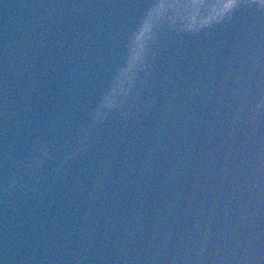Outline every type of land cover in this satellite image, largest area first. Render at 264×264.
<instances>
[{
  "label": "water",
  "instance_id": "1",
  "mask_svg": "<svg viewBox=\"0 0 264 264\" xmlns=\"http://www.w3.org/2000/svg\"><path fill=\"white\" fill-rule=\"evenodd\" d=\"M45 264H264V0H66Z\"/></svg>",
  "mask_w": 264,
  "mask_h": 264
}]
</instances>
